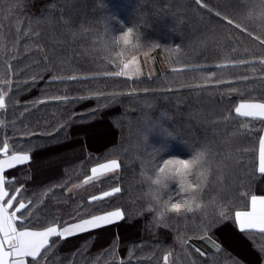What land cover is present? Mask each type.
Here are the masks:
<instances>
[{
  "label": "trees",
  "instance_id": "16d2710c",
  "mask_svg": "<svg viewBox=\"0 0 264 264\" xmlns=\"http://www.w3.org/2000/svg\"><path fill=\"white\" fill-rule=\"evenodd\" d=\"M205 3L211 12L202 7ZM258 3L0 0V87L3 80L11 82L10 91L5 88L8 107L0 110V143L7 138L12 149L31 150L32 156L29 163L6 171L16 181L6 187L11 192L23 185L18 199L33 201L28 209L41 221L71 222L69 214L78 209L98 214L120 207L125 213L120 223L139 232L123 241L114 235L115 224L104 243L96 230L64 240L49 254V264H112L113 246L118 260L129 261L132 253L130 264H164L165 256L169 264H250L219 235L232 227L231 220L213 229L219 252L202 251L193 240L202 239L197 226L221 204L247 209L251 195L264 194L259 172L264 119L235 113L241 99L264 102V18ZM224 15L234 24L228 25ZM135 24L140 25V48L106 45L109 37ZM152 49L164 55L166 71L140 78L106 75L118 71L122 60ZM50 74L63 82L46 83ZM34 100L43 103L33 106ZM88 129L108 135L103 146L91 145ZM193 144L205 145L211 161L207 187L195 201L201 207L186 217L169 212L163 220L154 218L147 210L152 172L142 153L188 158ZM111 159L119 170L98 181L97 193L117 184L120 193L100 203L90 202V194L67 193L71 184L91 174V167ZM232 167L238 172L224 191L227 183L220 174ZM240 235L264 258V233ZM187 237L194 247L181 243Z\"/></svg>",
  "mask_w": 264,
  "mask_h": 264
},
{
  "label": "snow or ice",
  "instance_id": "6c2138e0",
  "mask_svg": "<svg viewBox=\"0 0 264 264\" xmlns=\"http://www.w3.org/2000/svg\"><path fill=\"white\" fill-rule=\"evenodd\" d=\"M196 2L200 4L201 0H196ZM16 6L19 7V5ZM202 7L209 12L212 11L206 3ZM256 7L259 9L260 16L264 18V0H259ZM216 16L220 17L221 13L217 11ZM222 19L227 21L228 25L234 24V21L227 15H224ZM133 27L137 33L135 37L127 27L125 30L119 31L118 35L109 37L106 45H117L123 39L124 43L131 44L133 49L140 48V25L135 24ZM235 28L240 29L241 25L235 23ZM256 39L260 40V36H257ZM261 43L264 44V41H261ZM240 63H243V61H240ZM116 66L119 69L118 71L106 75L132 77L141 74L135 57L129 62L123 63L122 66L121 64ZM68 79H76V77H68ZM245 79L247 78L245 77ZM57 81L63 82L60 76L50 74L46 83L51 84ZM36 82L35 77H33L32 83L35 84ZM5 88L10 91V81L3 80V87H0V110H6L8 107V91H5ZM48 98L64 102L68 99L60 96ZM38 102L43 103L42 100H34L32 105L35 106ZM235 113L242 117H264V102H250L241 99L239 104L235 106ZM3 124L4 121L0 120V125ZM30 152L31 150L16 151L12 149L7 138L0 143V264H48V253L66 238L100 229L124 219V211L122 208L116 207L98 214L84 213L82 209H78L75 215L69 214L71 222L59 218H54L52 222L39 220L28 209L33 201L27 200L26 202L25 198L18 199L23 185L11 192L6 187L16 182L14 177L11 180L8 179L6 170L30 161L32 159ZM142 154L147 156V162L152 172V175L147 177L150 189L147 210L154 213V218L163 220L169 212L176 216L186 217L187 213L194 211V207H201L195 201L198 196L202 197L203 191L207 187L211 164L208 149L205 145L197 146L193 144L191 155L188 158L170 157L161 159L159 151ZM119 167L120 165L116 159L98 163L91 167V175L86 176L85 183L100 180L109 173H114ZM259 172L264 174V137L259 140ZM120 192L121 188L117 184V186L101 191L98 195H92L88 199L90 202L100 203L105 198L112 197ZM244 198L247 199V193L244 194ZM21 210L25 211L21 212ZM17 213L20 214L17 215ZM226 220L232 221L233 229L238 230L237 234L249 230H258L260 233H264V195H251L247 209L238 205L229 208L227 205L221 204L215 215L205 216V219L197 226L198 231L202 234V239L211 241L216 246L217 252L221 248L212 239L216 235L213 229ZM189 239L191 237L182 239L181 243L188 245ZM188 247L194 246L188 245ZM112 251V264H130L131 252H129V261H123L115 258L114 246ZM195 251L200 253L201 256L204 255L199 248H195ZM261 251L264 253V249ZM164 259L167 261L168 256H165ZM236 264H239V262H236ZM257 264H259V260Z\"/></svg>",
  "mask_w": 264,
  "mask_h": 264
},
{
  "label": "rangeland",
  "instance_id": "374dc122",
  "mask_svg": "<svg viewBox=\"0 0 264 264\" xmlns=\"http://www.w3.org/2000/svg\"><path fill=\"white\" fill-rule=\"evenodd\" d=\"M133 57H135L138 65H139L141 74L139 76H132L130 78H140V77H144V76H151V75H155V74H158L160 72L166 71L168 69V64L166 62L164 55H161L160 53L155 52L153 49L146 51V52H143L140 55L139 54L134 55ZM133 57H131L128 60H124V61L122 60V62H120L121 66L123 63H127L130 60H132ZM117 70H119V69L117 68ZM246 100H248L250 102H256V101H254V99H251V100L246 99ZM238 104H239V102H238ZM251 118H262V119H264V117H251ZM242 125H247V123L243 122ZM89 131H90V129L87 130V138H88V141L91 143V145L96 147V148L103 146L108 135L101 130H97V132L93 131V132H91L92 133V135H91V133H89ZM232 136H233V139L236 137L235 140L237 138H240V137H237L239 135L236 132H234V134ZM118 170H119V168L114 173H109L107 176L102 177L101 179L115 174ZM222 171H224V170H222ZM236 172H238L237 167H232V169L230 168V169H228V171H226V172L224 171L220 174L222 178L226 179V183H227L226 184L227 186L224 187V189H223L224 191L227 190V188L229 187L228 185H230V184L233 185L234 177L237 175ZM218 174H217V176H218ZM100 180H93V181H89V182L85 183V178H84L83 180H81L79 182H75V183L71 184L67 189V193H73L76 195H78V194L80 195V194L84 193V194H90V196L98 195V193H97L99 190L98 181H100ZM69 189H71V191H69ZM212 194H214V193L211 192V195L208 196L209 201H210V198L213 197ZM260 195H264V194H260ZM249 204H250V202H249ZM122 220L116 221L113 224L107 225L103 228L95 229L96 231H98L97 232L98 241H100V242L103 241V243H104V240L106 238H108V237L111 238V236L113 235V233H112L113 227L112 226H114L115 224L117 225V227H116V230L114 231V235H115V233H118L121 240L123 239V241L124 240L127 241V240H130L131 238L139 237V232L133 226L131 227V226L126 225V224H121L120 222ZM254 232H259V231H254ZM85 233H87V232H85ZM85 233H81V234H85ZM81 234H78V235L72 236V237H68L65 240H70V241L72 240L73 241V238H77V236H81ZM219 235L227 247H229L231 250H233L239 256L243 257L250 264H257L258 260H259V264H264V258H259L256 255L257 253L249 247L246 240L240 234H237V232L232 227L227 226V227L223 228L221 231H219ZM140 236H141V234H140ZM193 241H195V245L197 247H199L202 251H209V250L216 249V246L211 241H207L206 239L195 238ZM105 243H106V241H105ZM216 244L220 245V243L218 241H216ZM69 248H72V246ZM50 253L51 252L48 253V256ZM170 260H171V258H170V256H168V260L167 261L164 260V264H169L168 262H170Z\"/></svg>",
  "mask_w": 264,
  "mask_h": 264
},
{
  "label": "clouds",
  "instance_id": "9594fccd",
  "mask_svg": "<svg viewBox=\"0 0 264 264\" xmlns=\"http://www.w3.org/2000/svg\"><path fill=\"white\" fill-rule=\"evenodd\" d=\"M129 29L131 30L132 35L135 37L137 35L135 28L133 26H129ZM117 45L120 46L121 48H127V47L131 46V44H125L123 39H121L117 43ZM177 210L179 211V209H177Z\"/></svg>",
  "mask_w": 264,
  "mask_h": 264
},
{
  "label": "crops",
  "instance_id": "0c3cea01",
  "mask_svg": "<svg viewBox=\"0 0 264 264\" xmlns=\"http://www.w3.org/2000/svg\"><path fill=\"white\" fill-rule=\"evenodd\" d=\"M262 137H264V129H263V133H262ZM30 161H28L27 163H29ZM27 163H25V164H27ZM25 164H21V165H25ZM21 165H17V166H21ZM17 166H15V167H17ZM14 167V168H15ZM9 170V169H8ZM7 171V170H6ZM249 231H258V230H249Z\"/></svg>",
  "mask_w": 264,
  "mask_h": 264
}]
</instances>
